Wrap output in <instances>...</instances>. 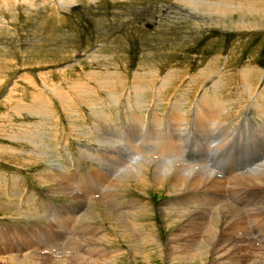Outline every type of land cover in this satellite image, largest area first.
Returning <instances> with one entry per match:
<instances>
[{"label":"rangeland","instance_id":"obj_1","mask_svg":"<svg viewBox=\"0 0 264 264\" xmlns=\"http://www.w3.org/2000/svg\"><path fill=\"white\" fill-rule=\"evenodd\" d=\"M256 160L264 0H0V264H264V183L225 180Z\"/></svg>","mask_w":264,"mask_h":264},{"label":"bare ground","instance_id":"obj_2","mask_svg":"<svg viewBox=\"0 0 264 264\" xmlns=\"http://www.w3.org/2000/svg\"><path fill=\"white\" fill-rule=\"evenodd\" d=\"M204 4H203V7H207V6H210V5H212V4H217V3H215V2H207V1H202ZM200 4V3H199ZM226 9V8H232V9H234L235 11L236 10H238V8H241V5L240 4H237V3H234V2H231V1H220V2H218V10L221 12V10L222 9ZM251 19V18H250ZM243 22V21H242ZM254 23V22H253ZM247 25H251V24H247ZM257 26V25H256ZM230 29V28H229ZM96 79V78H95ZM214 106V105H213ZM206 107V106H205ZM208 107V106H207ZM206 107V108H207ZM205 108V109H206ZM211 108H212V106H211ZM209 109H210V107H209ZM207 110H208V108H207ZM261 110V109H260ZM199 111V110H198ZM211 111V110H210ZM209 111V112H210ZM204 112V111H203ZM140 113V112H139ZM199 113V115H200V111L198 112ZM209 115V114H208ZM207 115V116H208ZM136 116V115H135ZM203 116V115H202ZM140 117V116H139ZM205 117V116H204ZM216 118V117H215ZM135 119V118H134ZM206 119V118H205ZM100 120V119H99ZM214 120H217V119H214ZM213 119L211 120V121H214ZM208 121H209V119H208ZM208 121H205V123H207ZM101 122V121H100ZM105 123H106V121H104ZM140 122V121H139ZM215 122V121H214ZM210 123V122H209ZM212 123V122H211ZM215 123H217V121L215 122ZM220 123V122H219ZM218 123V124H219ZM224 123V122H223ZM133 124V123H132ZM213 124V123H212ZM221 124V123H220ZM219 124V125H220ZM103 125V124H102ZM108 125H109V123H108ZM138 125V124H137ZM141 125V124H140ZM250 125V124H249ZM105 126V125H104ZM107 126V125H106ZM110 126V125H109ZM108 126V127H109ZM201 126H202V124H201ZM209 126H211V125H209ZM225 126V125H224ZM252 126V125H251ZM97 127V126H96ZM107 127V128H108ZM141 127V126H140ZM206 127V126H205ZM208 127V126H207ZM214 127V126H213ZM138 128V127H137ZM209 128V127H208ZM100 129V128H99ZM104 129H105V127H104ZM107 130V129H106ZM135 130H137V129H135ZM181 130V129H180ZM221 130V129H220ZM110 131V130H109ZM127 133V132H126ZM132 133V132H131ZM134 133H135V131H134ZM102 135H103V133H102ZM105 135V134H104ZM103 135V136H104ZM209 135V134H208ZM235 136V135H234ZM155 137V136H154ZM102 138V137H101ZM104 138V137H103ZM108 138V137H107ZM206 139V138H205ZM108 140V139H107ZM153 141V140H152ZM228 141V140H227ZM108 142V141H107ZM214 142V141H213ZM212 143V142H211ZM216 143V142H215ZM230 143V142H229ZM111 144V143H110ZM210 144V143H209ZM218 144V143H217ZM216 144V145H217ZM205 145V144H204ZM219 145V144H218ZM136 146V145H135ZM223 146V145H222ZM113 147V146H112ZM210 147V146H209ZM214 147V146H213ZM219 147H220V145H219ZM212 148V147H211ZM224 148V147H223ZM112 149V148H111ZM122 149V148H121ZM129 149V148H128ZM203 149V148H202ZM217 149V148H216ZM215 149V150H216ZM118 150H120V149H118ZM219 149H217L216 150V152L218 151ZM112 151H113V149H112ZM133 151H135V150H133ZM209 151H210V149H209ZM213 151V150H212ZM221 151V150H220ZM95 152V151H94ZM121 152V151H120ZM213 152H215V151H213ZM165 153V152H164ZM221 153V152H220ZM103 154V153H102ZM153 154V153H152ZM219 154V153H218ZM111 155H113V154H111ZM142 155V154H141ZM144 155V154H143ZM147 155H148V153H147ZM207 155V154H206ZM130 156V155H129ZM133 157V156H132ZM146 158V156H142V158ZM212 157V156H211ZM109 158V157H108ZM130 158V157H129ZM129 158H127V159H129ZM141 158V159H142ZM144 158H143V160H144ZM114 159V158H113ZM148 159H150V158H148ZM170 159V158H169ZM225 159V158H224ZM238 159V158H237ZM263 159V158H262ZM114 160H117V159H114ZM120 160V159H119ZM124 160V159H123ZM133 160H135V159H133ZM154 160H156V159H154ZM168 160V159H167ZM150 161V160H149ZM164 161V160H163ZM166 161V160H165ZM168 161H170V160H168ZM179 161V160H178ZM227 161V160H226ZM260 161V160H259ZM113 162V161H112ZM124 162V161H123ZM132 162V161H131ZM135 162V161H134ZM138 162V161H137ZM171 163H172V161H170ZM181 162H183L182 160H181ZM190 162V161H189ZM49 163V162H48ZM136 163V162H135ZM165 163V162H164ZM121 164V163H120ZM125 164V163H124ZM134 164V163H133ZM160 164H162V163H160ZM168 164V163H167ZM166 164V165H167ZM185 163H183V165H184ZM135 165V164H134ZM174 165V164H173ZM182 165V166H183ZM188 165V164H187ZM203 165V164H202ZM119 166V165H118ZM128 166H130L129 164H128ZM128 166H126V167H128ZM137 166H138V164H137ZM236 166V165H235ZM108 167V166H107ZM160 167H161V165H160ZM162 167H164V166H162ZM161 167V168H162ZM188 167H189V165H188ZM192 167V166H191ZM118 168H120V167H118ZM117 168V169H118ZM170 168V167H169ZM169 168H165L166 170H167V172H168V170H170ZM172 169H173V167H171ZM123 169V168H122ZM125 169V168H124ZM131 169V168H130ZM130 169H127V171L129 170L130 171ZM180 169V168H179ZM183 169V168H182ZM192 169V168H191ZM196 169V168H195ZM229 169V168H228ZM234 169V168H233ZM236 169H238V170H236ZM235 170L237 171L235 174L237 175V176H234L233 174H229V176L228 175H226L227 176V178L225 179V180H228V179H232L233 177H234V179L235 180H237L238 182H237V184H238V186L240 185V187L241 186H244V185H249V184H251V183H253V184H258V183H264V162H262V163H258V160H256V161H253V163H250V164H245V163H242L241 165H240V167L239 168H236ZM105 170V169H104ZM119 170V169H118ZM126 170V169H125ZM141 170V169H140ZM162 170V169H161ZM160 170V171H161ZM166 170H163V171H166ZM223 170V169H222ZM234 170V171H235ZM259 172H258V171ZM132 171V170H131ZM172 171V170H171ZM179 171V170H178ZM187 171V170H186ZM195 171V170H194ZM258 172V174H254V173H256V172ZM183 172V171H182ZM202 172V171H201ZM209 172V171H208ZM213 172V171H212ZM112 173V172H111ZM125 173V172H124ZM129 173H131V172H129ZM128 173V174H129ZM142 173V172H141ZM166 173V172H165ZM171 173V172H170ZM174 173V172H173ZM179 173H181V172H179ZM178 173V174H179ZM186 173H192V170L191 171H188V172H186ZM185 173V177H183V179L182 178H179V177H174V178H172V182L173 183H177V185H182V186H184L185 188H187V189H193V188H195V189H213V187H214V185L215 184H217L218 183V181L216 180V179H214V177L213 176H208L209 178H207L206 180H202V179H193L192 177H194V175H192V174H189V175H187ZM195 173V172H194ZM206 173V172H205ZM204 173V174H205ZM233 173V172H232ZM251 173H253V174H251ZM91 174V173H90ZM107 174V173H106ZM177 173H175V175H176ZM182 174V173H181ZM180 174V175H181ZM249 174L250 175H258V178H253V176H249ZM66 175V174H65ZM98 175H100V174H98ZM110 175V174H109ZM137 175V174H136ZM174 175V174H173ZM179 175V176H180ZM183 175V174H182ZM202 175V174H201ZM206 175V174H205ZM218 175V174H217ZM128 176V175H127ZM177 176V175H176ZM197 176V175H196ZM199 176V175H198ZM225 176V175H224ZM52 177V176H51ZM138 177H139V175H138ZM160 177H162V176H160ZM169 177H170V175H169ZM182 177V176H181ZM203 177V176H202ZM213 177V178H212ZM230 177H232V178H230ZM257 177V176H256ZM97 178H98V183H103V178H100L99 176H97ZM108 178H109V176H108ZM122 178H124V177H122ZM127 178V177H126ZM167 178V177H166ZM203 178H205V177H203ZM218 178V177H217ZM222 178V177H221ZM54 179V178H53ZM107 179V178H106ZM125 179V178H124ZM162 179V178H161ZM160 179V180H161ZM116 180V179H115ZM121 180V179H120ZM126 180H128V179H126ZM163 180V179H162ZM169 180V179H168ZM108 181V180H107ZM123 181V180H122ZM62 182V181H61ZM153 182V181H152ZM171 182V181H170ZM171 182V183H172ZM223 182H224V179H223ZM230 182L232 183L233 182V180H230ZM156 183V182H155ZM159 183H161V182H159ZM221 183H222V181H221ZM229 183V182H228ZM58 185V184H57ZM56 185V186H57ZM65 185V184H64ZM99 185V184H98ZM108 185V184H107ZM170 185V184H169ZM234 185V184H233ZM69 186V185H68ZM229 186V185H228ZM236 186V185H235ZM113 187V186H112ZM183 187V188H184ZM257 187V186H256ZM106 188H108V187H106ZM114 188V187H113ZM231 188V187H230ZM233 188V187H232ZM178 189V188H177ZM234 189V188H233ZM62 190V189H61ZM64 190V189H63ZM71 190V189H70ZM252 190V189H251ZM59 191V190H58ZM69 191V190H68ZM67 191V192H68ZM72 191V190H71ZM202 191V190H201ZM210 191V190H209ZM214 191V190H213ZM219 191V190H218ZM222 191V190H221ZM244 191H245V189H244ZM258 191V190H257ZM260 191V190H259ZM264 190H262L261 192H263ZM72 192H75V191H72ZM81 192V191H80ZM168 192V191H167ZM215 192V191H214ZM255 192H256V190H255ZM190 193V192H189ZM210 193V192H209ZM217 193V192H216ZM234 193V192H233ZM63 194V193H62ZM72 194V193H71ZM178 194V193H177ZM211 194V193H210ZM74 195H76V194H74ZM187 195H191V194H187ZM194 195V194H193ZM237 195V194H236ZM69 196V195H68ZM82 196V195H81ZM85 196V195H84ZM186 196V195H185ZM197 196V195H196ZM222 196V195H221ZM224 196H226V195H224ZM223 196V197H224ZM262 196V195H261ZM88 197V196H87ZM92 197V196H91ZM205 197V196H204ZM70 198H71V196H70ZM79 198V197H78ZM218 198H219V196H218ZM173 199V198H172ZM216 199V198H215ZM218 200V199H217ZM83 201V200H82ZM225 202V201H224ZM223 202V203H224ZM188 203V202H187ZM201 203V202H200ZM212 204H213V206H214V204L215 203H213V202H211ZM242 203V202H241ZM203 204V203H202ZM206 204V203H205ZM211 204V205H212ZM219 204V203H218ZM217 204V205H218ZM82 205V204H81ZM99 205V204H98ZM102 205V204H101ZM171 205H173V204H171ZM179 205V204H178ZM188 205H189V203H188ZM191 205H194V204H191ZM198 205V204H197ZM221 205H222V203H221ZM174 206H176V205H174ZM180 206V205H179ZM200 206V205H199ZM203 206V205H202ZM222 206H224V205H222ZM181 207V206H180ZM188 207V206H187ZM255 207V206H254ZM108 208V207H107ZM133 208V207H132ZM182 208H184V206L182 207ZM189 208H191L190 206H189ZM189 208H188V210H189ZM196 208V207H195ZM203 208V207H202ZM212 208V207H211ZM215 208H216V206H215ZM224 208V207H223ZM226 208H228V207H226ZM194 209V208H193ZM207 209H209L208 208V205H207ZM207 209H205V211L207 210ZM256 209V208H255ZM75 210V209H74ZM108 210H110V209H108ZM130 210V209H129ZM136 210V209H135ZM191 210V209H190ZM189 210V211H190ZM195 210H197V209H195ZM200 210V209H199ZM78 211V210H77ZM130 211H133L132 209L130 210ZM160 211V210H159ZM173 211V210H172ZM182 211V210H181ZM192 211V210H191ZM216 211V210H215ZM214 211V212H215ZM233 211V210H232ZM245 211V210H244ZM162 212H163V210H162ZM194 212V211H193ZM230 212H231V210H230ZM262 212V211H261ZM189 213V212H188ZM233 213V212H232ZM24 214V213H23ZM124 214V213H123ZM191 214H193V213H191ZM190 214V215H191ZM198 214V213H197ZM201 214V213H200ZM207 214H208V212H207ZM211 214V213H210ZM129 215H131V213L129 214ZM128 215V216H129ZM188 215V214H187ZM194 215V214H193ZM238 215V214H237ZM243 215V214H242ZM119 216V215H118ZM207 216V215H206ZM218 216V215H217ZM220 216V215H219ZM235 216V215H234ZM262 216V215H261ZM79 217V216H78ZM132 217V216H131ZM198 217V216H197ZM184 218V217H183ZM203 218H205V217H203ZM207 218V217H206ZM227 218V217H226ZM239 218V217H238ZM125 219V218H124ZM188 219V218H187ZM233 221H234V219L233 218H231ZM119 220V219H118ZM133 220V219H132ZM185 220V219H184ZM225 220V219H224ZM237 220V219H236ZM125 221V220H124ZM130 221V220H129ZM128 221V222H129ZM190 221V220H189ZM204 221V220H203ZM229 220H227V222H228ZM121 222V221H120ZM195 222V221H194ZM202 222V221H201ZM206 222H208V221H206ZM219 222V221H218ZM220 222H223L222 220L220 221ZM230 222V221H229ZM47 223V222H46ZM131 223V222H130ZM180 223V222H179ZM182 223H183V221H182ZM197 223H199V222H197ZM196 223V224H197ZM131 225V224H130ZM188 225V224H187ZM190 226H191V224H189ZM225 225V224H224ZM227 225H229V224H227ZM232 225V224H231ZM234 225V224H233ZM240 225H243V224H240ZM44 226V225H43ZM135 226V225H134ZM184 226V225H183ZM186 226V225H185ZM185 226H184V230H185ZM189 226V227H190ZM256 226V225H255ZM189 227H188V229H189ZM202 227L203 226H201V230H203L202 229ZM210 227V226H209ZM221 227V226H220ZM88 228V227H87ZM91 228V227H90ZM125 228V227H124ZM128 228V227H127ZM132 229H133V227H131ZM195 228V227H194ZM193 228V229H194ZM225 228V227H224ZM223 228V229H224ZM240 228V227H239ZM242 228V227H241ZM187 229V230H188ZM192 229V228H191ZM198 229H200V228H198ZM211 229V228H210ZM221 229V228H220ZM229 229H230V227H229ZM228 229V230H229ZM263 229V228H262ZM135 230V229H134ZM178 230V229H177ZM176 230V231H177ZM206 230V229H205ZM92 231V230H91ZM95 231V230H94ZM186 231V230H185ZM196 231V230H195ZM260 231V230H259ZM6 232V231H5ZM87 232H88V230H87ZM136 232V231H135ZM197 232V231H196ZM229 232H230V230H229ZM243 232V229H240V231H239V234H241ZM261 232H262V230H261ZM102 233V232H101ZM139 233H141V232H139ZM183 233H184V231H183ZM186 233V232H185ZM191 233H193V232H191ZM191 233L190 234H187V235H191ZM228 233V232H227ZM246 233V232H245ZM126 234V233H125ZM131 234V233H130ZM136 234V233H135ZM141 234H143V233H141ZM140 234V235H141ZM200 234V233H199ZM207 235H209V236H207V235H204V236H207V238L205 239V240H207V241H209V242H211V243H213V244H215V239H217V234H220L221 236H223V241L225 242V244H224V246L222 245V243L220 244L221 246H222V250H220L219 251V254H220V257H226V255H228V254H230V252L231 251H235L237 248H238V250H240V248H241V244L236 240V242H237V244H234L233 242H230V240L229 239H227L226 238V235H225V233H224V230H219V232L215 229V231H210V233L208 234V233H206ZM234 234V233H233ZM82 235V234H81ZM132 235V234H131ZM177 235V234H176ZM202 235V234H201ZM237 235V234H236ZM248 235V234H247ZM91 236V235H90ZM143 236V235H142ZM179 236H181L180 235V233H179ZM200 236V235H199ZM242 236V235H241ZM264 236V235H263ZM172 237V236H171ZM186 237V236H185ZM188 237V236H187ZM190 237V236H189ZM195 237V236H194ZM201 237V236H200ZM233 237H235L236 238V236H234L233 235ZM240 237V236H239ZM2 238H5L4 236H0V244H2L3 242H2ZM87 238V237H86ZM94 238V237H93ZM92 238V239H93ZM178 237H176V239H177ZM205 238V237H204ZM203 238V239H204ZM234 238V239H235ZM8 239V238H7ZM183 239V238H182ZM184 239H186V238H184ZM183 239V240H184ZM220 239V238H219ZM14 240H16V239H14ZM97 240H99V239H97ZM187 240V239H186ZM249 240H251V238L249 239ZM80 241V240H79ZM200 241H202L201 239H200ZM220 241V240H219ZM253 241V240H252ZM77 242V241H76ZM95 242V241H94ZM176 242V241H175ZM194 242L195 243H197V240H194ZM193 242V240H192V243H194ZM222 242V241H221ZM254 242V241H253ZM252 242V244H254ZM59 243L60 242H58V245H59ZM158 243V242H157ZM180 243V242H179ZM184 243V242H183ZM198 243H199V241H198ZM210 243V244H211ZM250 243V242H249ZM248 243V244H249ZM173 244V243H172ZM175 244V243H174ZM185 244H187L186 242H185ZM212 244V245H213ZM197 245H199V244H197ZM209 245V244H208ZM247 245V244H246ZM246 245H245V247H246ZM72 246V245H71ZM174 246V245H173ZM172 246V247H173ZM176 246V245H175ZM182 246V245H181ZM184 246V245H183ZM193 246H195V245H193ZM192 246V247H193ZM203 246V245H202ZM201 246V247H202ZM215 246V245H214ZM255 246V245H254ZM24 247V246H23ZM73 247V246H72ZM187 247H189V246H187ZM196 247V246H195ZM198 247V246H197ZM201 247H200V250H201ZM220 247V246H219ZM218 247V248H219ZM249 247V246H248ZM208 248H211V247H209L208 246ZM217 248V249H218ZM100 249V248H99ZM131 249V248H130ZM180 249V248H179ZM216 249V248H215ZM221 249V248H220ZM170 250V249H169ZM209 250V249H208ZM237 250V251H238ZM256 250H258L257 248H256ZM20 251V250H19ZM18 251V252H19ZM53 251V250H52ZM61 251V250H60ZM168 251V250H167ZM175 251V250H174ZM176 251H178L177 250V247H176ZM195 251V250H194ZM218 251V250H217ZM243 251V250H242ZM65 252V251H64ZM169 252V251H168ZM170 252H171V250H170ZM186 252V251H185ZM196 252H197V250H196ZM203 252V251H202ZM211 252H212V250H211ZM240 252L241 251H239V254H240ZM245 252H246V250H245ZM22 253V252H21ZM61 253V252H60ZM132 253V252H131ZM161 253V252H160ZM179 253H182L181 252V250H180V252ZM190 253H191V251H190ZM195 253V252H194ZM212 253H214V252H212ZM59 254V253H58ZM72 254V253H71ZM70 254V255H71ZM101 254H102V252H101ZM177 254V253H176ZM187 254V253H186ZM186 254H185V256H186ZM200 254V253H199ZM202 254V253H201ZM205 254V253H204ZM217 254V253H216ZM236 254V253H235ZM234 254V256H236ZM245 254H247V253H244V255ZM250 254V253H249ZM80 255V254H79ZM78 255V256H79ZM131 255V254H130ZM189 254H187V256H188ZM192 255H194L193 253H192ZM203 255V254H202ZM214 255V254H213ZM230 255H232V254H230ZM242 255V254H241ZM255 255H257V254H255ZM260 255V254H259ZM81 256H82V254H81ZM173 256V255H172ZM171 256V257H172ZM206 256V255H205ZM233 256V257H234ZM251 256H253V255H251ZM59 257V256H58ZM76 257V256H75ZM84 257H85V255H84ZM103 257V256H102ZM188 257H190V255L188 256ZM218 257V256H217ZM238 257V256H237ZM239 257H240V255H239ZM248 257V256H247ZM256 257V256H255ZM258 257V256H257ZM71 258V257H70ZM83 258V257H82ZM82 258H79V259H72V260H69L68 261V263L67 262H63V264H90V262H88V261H86L85 259H82ZM98 258V257H97ZM178 258V257H177ZM180 258V257H179ZM183 258V257H182ZM193 258H195V257H193ZM219 258V257H218ZM227 258V257H226ZM53 258L52 257H40V256H36V257H30V258H27V259H24V260H19L17 263L15 262V263H12V264H57L58 263V261H54V260H52ZM171 259V258H170ZM198 259V258H197ZM242 259V258H241ZM194 260V259H193ZM221 260V259H220ZM225 260V259H224ZM242 260H244V259H242ZM246 260V259H245ZM255 260V259H254ZM256 260H258V259H256ZM204 261V260H203ZM217 261V260H216ZM237 261H238V259H237ZM93 262V261H92ZM91 262V263H92ZM62 262H60L59 264H61ZM246 263V262H245ZM252 263V262H251ZM100 264V263H99ZM227 264V263H226ZM230 264V263H229ZM236 264V263H235ZM238 264V263H237ZM243 264V263H242ZM250 264V263H249Z\"/></svg>","mask_w":264,"mask_h":264}]
</instances>
